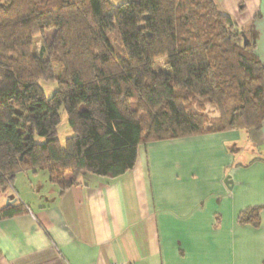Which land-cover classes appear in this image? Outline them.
Masks as SVG:
<instances>
[{
	"label": "trees",
	"instance_id": "16d2710c",
	"mask_svg": "<svg viewBox=\"0 0 264 264\" xmlns=\"http://www.w3.org/2000/svg\"><path fill=\"white\" fill-rule=\"evenodd\" d=\"M242 37L214 0H0V190L46 171L64 193L84 174L123 177L141 146L260 131L264 64ZM162 59L170 72L155 71ZM41 82L58 89L47 97ZM62 108L73 133L65 148ZM25 207L0 209V220ZM261 212L238 222L259 228Z\"/></svg>",
	"mask_w": 264,
	"mask_h": 264
},
{
	"label": "crops",
	"instance_id": "0c3cea01",
	"mask_svg": "<svg viewBox=\"0 0 264 264\" xmlns=\"http://www.w3.org/2000/svg\"><path fill=\"white\" fill-rule=\"evenodd\" d=\"M214 1L264 64V0ZM14 204L27 213L0 220V264H264V126L141 146L123 177L64 193L20 174L0 192ZM256 207L261 226L239 224Z\"/></svg>",
	"mask_w": 264,
	"mask_h": 264
},
{
	"label": "rangeland",
	"instance_id": "374dc122",
	"mask_svg": "<svg viewBox=\"0 0 264 264\" xmlns=\"http://www.w3.org/2000/svg\"><path fill=\"white\" fill-rule=\"evenodd\" d=\"M109 1L114 5H120L128 0H109ZM53 36H54V32H49L47 33L45 40L42 38L35 39L33 54L38 55L39 50L42 48L44 43L51 42ZM111 37H112V40H114V36L112 35ZM154 69L157 72L159 71L170 72L169 68L166 67V61L163 59L159 60V62L154 67ZM40 84L42 88L44 89L47 97H51L58 89V86L55 83L41 82ZM197 108H198V104H197ZM204 110L205 111H203V113L207 117L208 120L215 121L221 117V113L209 104H206V108ZM60 114H61L62 121L58 128V138L61 143V146L65 148L67 139L73 136V133L68 125V118H67V114L64 108L61 109ZM36 142L43 143L45 142V140L37 136ZM68 177H71V175H69Z\"/></svg>",
	"mask_w": 264,
	"mask_h": 264
},
{
	"label": "water",
	"instance_id": "95a60500",
	"mask_svg": "<svg viewBox=\"0 0 264 264\" xmlns=\"http://www.w3.org/2000/svg\"><path fill=\"white\" fill-rule=\"evenodd\" d=\"M225 183H226L228 186H230V187L233 185V182H232L230 176H228V177L225 179Z\"/></svg>",
	"mask_w": 264,
	"mask_h": 264
}]
</instances>
